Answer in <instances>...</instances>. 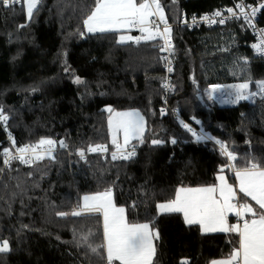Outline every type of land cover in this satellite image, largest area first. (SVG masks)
<instances>
[{
    "label": "trees",
    "instance_id": "obj_1",
    "mask_svg": "<svg viewBox=\"0 0 264 264\" xmlns=\"http://www.w3.org/2000/svg\"><path fill=\"white\" fill-rule=\"evenodd\" d=\"M160 1L175 41L172 106L226 141L237 168L253 160L264 165V92L254 103L228 106L208 93L213 85L244 81L255 89L264 80V60L244 44L249 32L237 23L194 30L181 24L184 15L213 11L231 0ZM94 6L95 0H41L29 18L24 0L0 1V108L11 116L8 131L17 146L63 138L73 153L112 144L107 107L137 110L147 123L143 142H133L139 155L83 160L61 150L5 168L2 150L10 144L0 124V243L8 241L10 249L0 252V264H107L106 250L99 247L102 216L71 215L84 195L107 189L129 222L150 223L159 232L153 264L227 258L237 245L235 234L204 233L186 224L181 213H159L157 205L173 199L180 187L216 184L222 168L236 183L228 158L217 145L197 141L172 114L161 115V40L120 43L117 32L87 33L83 22ZM259 23L264 25V8ZM227 33L237 39L229 50L221 40ZM88 233L85 243L81 237Z\"/></svg>",
    "mask_w": 264,
    "mask_h": 264
},
{
    "label": "snow or ice",
    "instance_id": "obj_2",
    "mask_svg": "<svg viewBox=\"0 0 264 264\" xmlns=\"http://www.w3.org/2000/svg\"><path fill=\"white\" fill-rule=\"evenodd\" d=\"M6 5L18 3L19 0H2ZM27 16L33 15L39 0H26ZM264 7V5H261ZM240 13L245 19H249V14L245 12L243 5H237ZM228 12L235 15L233 9ZM256 9L251 10L254 16ZM215 16H221L216 12ZM155 18V19H152ZM208 20V17H204ZM195 22V18H194ZM215 23V19L212 20ZM84 25L89 33L115 31L120 32L124 29L138 28L141 36L119 37L120 42L128 40L139 43L141 39L150 41L160 37L165 40V49H170L171 45V27L168 25L164 15L160 0H95V6L90 14L84 20ZM220 23H224L221 19ZM161 24L163 30L161 31ZM146 35H143L145 34ZM259 52L264 53V40L260 45H253ZM172 71L171 67L168 69ZM76 82H81L77 77ZM259 89L264 92V81H259ZM224 87L233 89L229 95L232 99L229 102L236 103L240 100H247L256 93L246 92L249 89V83L229 86H212L209 92V98H215V94L224 91ZM111 113L108 118L109 128L111 130V143L115 145L116 151L112 153V159H130L135 153V146L131 151L127 148L132 140L143 142L145 132V120L139 111H115L111 107L106 109ZM3 109L0 108V120L7 121L8 117L3 115ZM199 123V121H197ZM185 128L196 137L197 141L205 137L199 135L193 128L185 124ZM123 136V143H120V136ZM211 139V137H207ZM56 141L52 139H40L37 144L26 145L16 148L17 155H12L9 149H4V155L8 157L5 163L11 159H18L23 163H31V156L35 160L43 157L37 153V149L42 150L48 156H51ZM153 144H159L161 141L153 140ZM172 143H176L175 140ZM220 144L221 154L226 156L233 163L228 166L235 174L238 186L228 183L225 175L220 174L217 179L218 184H211L201 187H180L175 192V197L165 203H160L158 209L161 213H182L183 219L188 225H199L202 232H223L232 233L238 237L237 245L225 259L214 260L212 264H264V165L256 161H249L244 167L237 168L235 161L237 157L232 151L228 150L226 144L216 141ZM61 147H67L64 141H59ZM46 146V147H45ZM88 152H107L106 145H95L87 148ZM81 158L85 156V150L80 149ZM221 173L224 169L222 168ZM242 193L245 197L255 202H240L237 193ZM124 207H117L113 200L111 189L98 192L94 195L83 196V204L80 210L71 212L73 216H80L82 213L100 214L102 216V238L103 243L100 248L106 250L107 264H153L156 254L155 240L159 239V232L151 228L149 223L129 222L125 215ZM60 216L69 215V213H58ZM229 215L236 217V223L229 224ZM91 233L82 236L81 239L87 243ZM91 247V245H89ZM8 241L0 243V252L9 251ZM96 252L97 248L92 247ZM184 264H187L185 261Z\"/></svg>",
    "mask_w": 264,
    "mask_h": 264
},
{
    "label": "built area",
    "instance_id": "obj_3",
    "mask_svg": "<svg viewBox=\"0 0 264 264\" xmlns=\"http://www.w3.org/2000/svg\"><path fill=\"white\" fill-rule=\"evenodd\" d=\"M0 1L2 2V0H0ZM22 2H23V0H19L18 3H10L8 5L21 4ZM237 5H243L244 6L245 12H247L249 14V19L244 18V16L240 13V9L237 8ZM261 5H264V0H231V3L229 5H222L220 8L213 10V11H208V12H204L201 14H193L191 16L184 15L182 20H181V24L186 26L190 30H194L196 28L197 29L219 28V27H223L226 25L234 24V23L243 24L246 26L247 31L250 34V38L247 41H245L244 44L247 45L252 50V52L254 53V55L256 57L264 60V53L259 52L255 47H253V45H260L261 41L264 40V25H261L259 23V17H260L262 9L264 8V7H261ZM253 8L256 9V13L254 16L251 14V10ZM228 9H233V12L235 13V15L228 12ZM216 12H220L221 16H215L214 14ZM204 17H208L209 19L205 20ZM194 18H195V22H194ZM152 19H155V18H152ZM213 19H215V21H216L215 23L212 22ZM221 19L224 20V23H220ZM170 27L172 29L171 25H170ZM131 30L133 32V37L141 36V32L139 31L138 28H131ZM160 30H163V24H161ZM160 40L161 41L158 43L157 47L159 48L160 60L162 61L163 66H164V78L161 82V89L163 92V107L161 108V112H160L161 115L166 117V116L172 114L178 121H180L183 128H185L184 125L187 124L191 128H193L199 135L205 137L204 139L199 140L200 142L213 143V144L217 145V147L220 149V144L216 143L217 140L214 139L213 137H211V135L210 136L207 135L205 131L202 132L200 129V125L197 124V122L195 120H192L191 118L190 119L185 118L183 116L182 110L179 107L172 106L170 99L174 93V74H175V66H176L175 41L173 40V37L171 34V45H172V47L170 49H165V47H164L165 46V40L162 38ZM169 67H171V69H172L171 72L168 71ZM218 86H223V85L220 84ZM224 92H225V90L223 91L222 94H224ZM219 95L220 94H218V93L215 94L219 103L222 104L223 106H228L229 101L225 97L223 99L219 98ZM2 114L6 115L8 117L6 122L3 120H0V124H1L2 130L5 133V136H6L5 139L10 144L8 147H6L4 149H9L12 152V155H17V153L15 152L16 148L24 147L26 145L37 144V143H28V144H25L23 146H17L15 144L14 134L12 132L8 131V122H9L11 116L7 113H4V112ZM185 130H188V129L185 128ZM207 137H211V139H208ZM46 139H52V138H46ZM195 139H196V137H195ZM52 140L56 141L57 143H56L54 150H53L51 155H54L56 152H59L61 150H66L68 152L69 158H73V157L77 156L78 158L83 159V160H87L91 157H98V158L100 157V158L105 159L108 157H112V153L116 151L115 146L111 147L109 145H106L108 148L107 152H95V153L88 152L87 148L89 146H95L93 144H90L86 148H84L85 156H84V158H81V156L79 155V151H77L76 153H73V152L69 151L68 147H61L60 146L59 141L65 142V140L63 138L52 139ZM65 144H66V142H65ZM0 145H1V142H0ZM132 146H135V153L136 154L133 157H131L130 159H135L139 155L140 146L138 144L132 142L128 146L127 150L131 151ZM4 149L2 150V156H3V163H4L5 168H9L14 162H20L21 164L29 165L35 161H38V160H35L34 158H32L31 156H29V157H26V159H31V163H23L18 159H11V160H9L8 163H5V160L8 159V157H6L4 155ZM37 153L39 155H41L42 157L43 156L49 157L47 154H45L40 149H37ZM229 162H230V164L233 163L232 161H229ZM231 173L234 174L232 169H231Z\"/></svg>",
    "mask_w": 264,
    "mask_h": 264
},
{
    "label": "rangeland",
    "instance_id": "obj_4",
    "mask_svg": "<svg viewBox=\"0 0 264 264\" xmlns=\"http://www.w3.org/2000/svg\"><path fill=\"white\" fill-rule=\"evenodd\" d=\"M41 0H39V2H40ZM39 4V3H38ZM37 4V5H38ZM24 6H25V9H26V13H27V3H26V0H24ZM34 10H35V8H34ZM33 10V11H34ZM239 26L242 28V30L243 31H246L247 30V28H246V26L245 25H243V24H239ZM221 30H223V28L221 29ZM86 31H87V29H86ZM107 32H115V31H107ZM87 33H89V32H87ZM96 33H99V32H96ZM243 34H245V33H243ZM121 35H125V36H132V34L130 33V29H124V30H121L120 32H117V41L118 42H120V40H119V37L121 36ZM226 35H228L229 37L228 38H224V39H221L223 42H226V47H227V49L229 50V49H231L232 48V46H229L230 44H233V45H236V38H231V34H226ZM235 39V40H234ZM142 40V39H141ZM132 40H128V41H126V42H123V43H129V42H131ZM120 43H122V42H120ZM225 47V46H224ZM260 81H264V80H260ZM242 83H246V81H244V82H237V83H230V84H222L223 86H229V85H238V84H242ZM247 83H249V82H247ZM222 86V87H223ZM249 88H251V89H253L252 87H251V84L249 83ZM250 89V90H251ZM224 90H225V92H224V94H220L219 95V98H221V99H223L224 97L228 100V101H230L231 99H232V97L229 95V93H232L233 92V89H231V88H227V87H224ZM208 91L210 92L211 90L208 88ZM208 92V93H209ZM248 92H251V91H248ZM220 93H223V92H220ZM251 93H256L255 95H251L250 96V98L249 99H247V101H250V102H252V103H254L255 102V100H256V97H257V95L258 94H260V93H262V91L259 89V87H257V88H255V89H253V92H251ZM217 102H219L218 101V99L216 98V96H215V98H214ZM237 103V102H236ZM236 103H232V102H229V105H232V104H236ZM107 108H109V107H107ZM115 111H118V110H115ZM125 111H137V110H122V111H119V112H125ZM141 114V113H140ZM111 115V113H109V116ZM142 115V114H141ZM143 116V115H142ZM144 117V116H143ZM191 119L192 120H195L196 122L197 121H199V123H197V124H199L200 125V129H201V131L202 132H204L205 130L203 129V127H202V125H201V121L198 119V118H196V117H191ZM144 120H145V118H144ZM146 125H147V123H146V120H145V131H146ZM188 131V130H187ZM189 132V131H188ZM206 132V131H205ZM110 133H111V130H110ZM190 133V132H189ZM144 134H145V132H144ZM144 134H143V136H144ZM206 134L207 135H211V137H213L214 139H216L217 141H223L222 139H219V138H217V137H215V136H213L212 134H210L209 132H206ZM46 139V138H45ZM111 139H112V137H111ZM120 142H121V144L123 143V136H122V134H121V136H120ZM136 141H139V140H136ZM247 141H249V139H247ZM226 145H227V147H228V143L226 142V141H223ZM130 143H132V141L130 142ZM101 145V144H100ZM102 145H109V144H102ZM109 146H111V147H114L115 145H113V144H111V145H109ZM228 150L230 151V149H229V147H228ZM235 155V154H234ZM51 156H53V155H51ZM50 156V157H51ZM236 156V155H235ZM44 157H46V156H43V158ZM220 174H224V172L223 173H220ZM225 175V174H224Z\"/></svg>",
    "mask_w": 264,
    "mask_h": 264
},
{
    "label": "crops",
    "instance_id": "obj_5",
    "mask_svg": "<svg viewBox=\"0 0 264 264\" xmlns=\"http://www.w3.org/2000/svg\"><path fill=\"white\" fill-rule=\"evenodd\" d=\"M137 2L139 3V2H141V0H137ZM160 4H161V6H162V3H161V1H160ZM162 8H163V6H162ZM163 11H164V8H163ZM164 15H165V11H164ZM165 17H166V15H165ZM162 31V30H161ZM130 33L132 34V36H133V32H132V30L130 29ZM142 35V34H141ZM143 35H146V33L145 34H143ZM156 39H161L160 37H157ZM155 39V40H156ZM143 40V39H142ZM214 86V85H213ZM210 90L212 89V87H210L209 88ZM251 88H249L248 90H246V92H248V91H251V92H253V90L251 89ZM218 94H222V93H218ZM110 129V128H109ZM110 137H111V133H110ZM136 140H132V142H135ZM121 143V142H120ZM221 173V172H220ZM220 173L218 174V176L220 175ZM224 174H225V176H226V178H227V180H228V183H230V184H233L234 186H238V181L237 180H235L236 181V183H232L230 180H229V177H228V175L226 174V172H224ZM223 174V175H224ZM217 176V177H218ZM235 179H236V177H235ZM219 183V181H218V179H217V183L216 184H218ZM184 187V186H183ZM185 187H188V186H185ZM196 187H201V186H196ZM237 193H238V198L241 196L242 197V202H249V203H252L253 204V206L254 207H257L256 205H255V202L254 201H251V199L250 198H248V197H245L242 193H239V191H238V187H237ZM94 194H96V193H93V194H87V195H94ZM112 194H113V192H112ZM85 196V195H84ZM239 199H241V198H239ZM113 200H114V194H113ZM165 202H167V201H163V202H159L158 203V205L160 204V203H165ZM114 203H115V201H114ZM82 204H83V197H82V199H81V204H80V206H82ZM116 204V203H115ZM158 205H157V209H158ZM116 206L117 207H123V206H119V205H117L116 204ZM81 208V207H80ZM158 211H159V209H158ZM159 213H161L160 211H159ZM182 214V213H181ZM125 215H126V212H125ZM234 215H229V224H233V223H236V220L234 219ZM146 223V222H145ZM150 224V223H149ZM150 226H151V228L153 229V230H155L154 228H153V226L150 224ZM201 228V227H200ZM156 231V230H155ZM209 233H213V232H209ZM214 233H223V232H214ZM154 243L156 244V240L154 241ZM223 259H225V258H223ZM217 260H220V259H217ZM118 263V262H117ZM209 264H212V262L211 263H209Z\"/></svg>",
    "mask_w": 264,
    "mask_h": 264
}]
</instances>
